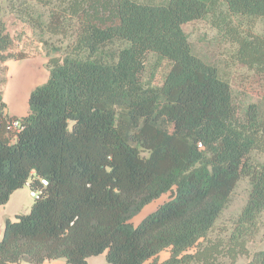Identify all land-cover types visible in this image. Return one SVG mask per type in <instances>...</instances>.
<instances>
[{"label":"trees","instance_id":"obj_1","mask_svg":"<svg viewBox=\"0 0 264 264\" xmlns=\"http://www.w3.org/2000/svg\"><path fill=\"white\" fill-rule=\"evenodd\" d=\"M25 1L63 10L75 38L50 58L27 115L9 116L4 64L27 57L12 52L0 20V206L26 185L39 192L28 213L6 220L0 264L101 255L105 264H235L248 255L264 214V35L235 18L264 19V0ZM58 20L44 26L52 35L64 33ZM198 23L223 39L244 70L239 88L261 104L241 111L230 79L188 34ZM140 51L156 56V68L168 62L162 85L142 80ZM243 179L245 206L213 234ZM249 258L264 264V247Z\"/></svg>","mask_w":264,"mask_h":264},{"label":"rangeland","instance_id":"obj_2","mask_svg":"<svg viewBox=\"0 0 264 264\" xmlns=\"http://www.w3.org/2000/svg\"><path fill=\"white\" fill-rule=\"evenodd\" d=\"M63 11V10H62ZM54 11L52 7L43 6L35 1L25 0H0V20L3 21L8 33L14 38L15 45L13 53H24L26 59L7 61L4 66L5 85L3 87V97L7 104V114L9 116H25L28 113V98L30 93L38 86L44 84L49 78V60L51 57H62L67 46L75 38V23H64V12ZM56 13V14H53ZM59 18L60 23H64V33L52 35L47 31L45 24L51 22L52 18ZM237 24L243 30H250L254 34L264 35V19L236 17ZM41 28V29H40ZM195 47L208 62L217 65L232 82V93L234 101L241 111L252 104H261L258 96L248 94L239 88L238 75L243 73V69H236L231 62L229 47L218 35H212L206 23H198L188 28ZM56 48L60 49L57 50ZM139 69L142 80L152 86L162 85L169 70V64L165 60L156 68V56L151 52L140 51L138 54ZM50 56V57H48ZM250 184L247 179H243L237 186L230 203L217 221L213 234L222 232L225 227H229L231 222L239 215L245 206ZM8 211L19 208L18 214H25L30 211V206L24 203H15L10 197ZM170 199V194L162 196L160 199L146 206L143 211L132 220L134 225H138L146 216L154 212L162 204ZM25 201V200H24ZM34 202V201H33ZM33 204V203H31ZM4 228L0 225V240L3 236ZM264 247V214L260 223V233L248 244V255L240 256L235 264H246L249 257ZM168 257V252H163L160 260ZM94 259V260H92ZM90 264H103L105 257H94ZM89 260V261H90ZM222 264H230V261L223 260Z\"/></svg>","mask_w":264,"mask_h":264},{"label":"crops","instance_id":"obj_3","mask_svg":"<svg viewBox=\"0 0 264 264\" xmlns=\"http://www.w3.org/2000/svg\"><path fill=\"white\" fill-rule=\"evenodd\" d=\"M21 117V116H19ZM31 191L28 185H26L24 188L19 189L17 191H15L12 195L11 198L15 200V203H22V205L24 203H26L27 205H29L30 207L32 206L31 203H34L33 199L31 198ZM11 200V199H10ZM25 200V201H24ZM10 202V201H9ZM19 208H14L12 211H8V203L6 205L0 206V225L4 228L5 227V222L7 219H11L13 220L17 215H18V210ZM103 256V255H101ZM99 257V256H98ZM105 257V256H104ZM94 258V257H92ZM90 258V259H92ZM96 258V257H95ZM89 259V260H90ZM88 260V264H90V262L92 260L89 261ZM21 264H27V263H21ZM43 264H65V260H52V261H46ZM105 264V263H103Z\"/></svg>","mask_w":264,"mask_h":264},{"label":"built area","instance_id":"obj_4","mask_svg":"<svg viewBox=\"0 0 264 264\" xmlns=\"http://www.w3.org/2000/svg\"><path fill=\"white\" fill-rule=\"evenodd\" d=\"M14 126L15 127H18L19 126V123H15ZM42 184H43V186H47L48 185L47 181H45V180H42ZM30 194H31V198L33 200H36V199L39 198V192H33V191H31Z\"/></svg>","mask_w":264,"mask_h":264}]
</instances>
